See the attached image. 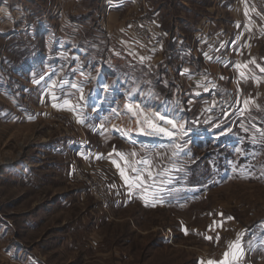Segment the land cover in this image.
<instances>
[{
  "label": "rangeland",
  "instance_id": "1",
  "mask_svg": "<svg viewBox=\"0 0 264 264\" xmlns=\"http://www.w3.org/2000/svg\"><path fill=\"white\" fill-rule=\"evenodd\" d=\"M222 1L0 0V264H264V21L207 54Z\"/></svg>",
  "mask_w": 264,
  "mask_h": 264
},
{
  "label": "crops",
  "instance_id": "2",
  "mask_svg": "<svg viewBox=\"0 0 264 264\" xmlns=\"http://www.w3.org/2000/svg\"><path fill=\"white\" fill-rule=\"evenodd\" d=\"M212 5L214 6L215 2L212 3ZM222 7H224V11L221 10L217 12L212 10V13L209 14L208 17L202 18V20L200 21L201 24L198 25L196 29L197 31L195 33V36H198L203 31L209 32L210 35L217 32L221 33V30L222 32L224 31L223 36L220 34L221 38L223 37L224 40H222L218 44H216L215 41H211L207 45V47L209 48V50L207 51L208 53L206 52L207 54H209L211 48H213L211 54H216L217 52H219V49L221 50V52L225 53L232 51L234 46V38L243 35V32H254V30L252 29L254 28L255 24L254 19L262 22L264 21V0H224L222 1ZM234 7L237 10L236 14L232 13ZM206 10L210 12V8H207ZM204 22H208L209 24L205 26L204 24H202ZM247 28H249L250 31H248ZM262 32L264 34V25L262 26L261 33ZM204 37L205 36L198 38V41L200 42L199 44H206V41L202 40ZM222 44H224V46ZM198 51L200 50L198 49ZM211 81L212 80H210V82Z\"/></svg>",
  "mask_w": 264,
  "mask_h": 264
},
{
  "label": "snow or ice",
  "instance_id": "3",
  "mask_svg": "<svg viewBox=\"0 0 264 264\" xmlns=\"http://www.w3.org/2000/svg\"><path fill=\"white\" fill-rule=\"evenodd\" d=\"M254 63V62H253ZM259 67V66H258ZM259 70L261 72H264V67H260ZM243 75V73H241ZM75 87V85H74ZM65 103H68L65 101ZM247 103V101H245ZM55 106V105H54ZM128 111L132 114L133 117H137V126L140 127L142 124L146 123L151 128V132L148 134L156 135V136H167L169 138L173 137L175 135L174 132L169 131L168 129L156 124L151 117L146 116L143 110H133L132 107L127 106ZM139 108V106H137ZM139 117H144L143 121L139 119ZM157 119L164 120L165 124L172 125L173 129H182L183 125L177 126L176 123H174L171 119H166L164 117H157ZM115 155L120 157L121 161H124V167L121 168L120 164L117 163L116 160H112L114 166H116L119 169L121 179L124 180L125 185L131 190L133 188H147L149 181H154V177L152 175V163L147 157H143L140 160H137L135 162H129L124 154L116 152L115 149L113 150ZM110 156L112 154H109ZM133 157L136 156V153L131 154ZM231 219V218H230ZM210 239V237H209ZM229 253L225 252L224 257L225 259L215 262V264H228L227 257ZM203 264V262H202ZM208 264H214L213 261H208Z\"/></svg>",
  "mask_w": 264,
  "mask_h": 264
},
{
  "label": "bare ground",
  "instance_id": "4",
  "mask_svg": "<svg viewBox=\"0 0 264 264\" xmlns=\"http://www.w3.org/2000/svg\"><path fill=\"white\" fill-rule=\"evenodd\" d=\"M137 106H139L137 103H134L133 104V110H136V111H139V110H143L144 111V113H145V115L146 116H149V117H151L152 118V120L156 123V124H158V125H160V126H162V127H164V128H166V129H168L169 131H174V129L172 128V125H170V124H165L164 123V120H161V119H157V117H164V118H166V119H170V118H168L167 116H165V115H161V114H158V113H155V112H153V111H145L143 108H141L140 106H139V108H137ZM129 112V111H128ZM144 118V117H143ZM174 122V121H173ZM175 123V122H174ZM177 123V122H176ZM179 125V124H178Z\"/></svg>",
  "mask_w": 264,
  "mask_h": 264
}]
</instances>
